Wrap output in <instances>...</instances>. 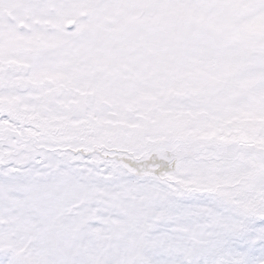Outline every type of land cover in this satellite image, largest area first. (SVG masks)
I'll list each match as a JSON object with an SVG mask.
<instances>
[{"label": "snow or ice", "instance_id": "6c2138e0", "mask_svg": "<svg viewBox=\"0 0 264 264\" xmlns=\"http://www.w3.org/2000/svg\"><path fill=\"white\" fill-rule=\"evenodd\" d=\"M0 264H264V0H0Z\"/></svg>", "mask_w": 264, "mask_h": 264}]
</instances>
